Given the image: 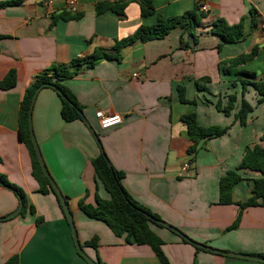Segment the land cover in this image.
Segmentation results:
<instances>
[{"label": "crops", "instance_id": "1", "mask_svg": "<svg viewBox=\"0 0 264 264\" xmlns=\"http://www.w3.org/2000/svg\"><path fill=\"white\" fill-rule=\"evenodd\" d=\"M113 2L128 3L124 18L110 10L97 14L98 5ZM201 4L208 12L194 36L177 27L163 39L125 47L121 61L82 64L76 76L62 80L83 106L91 127L84 120L66 122L56 91L42 88L33 107V131L68 201L81 245L96 263L162 264L149 245L129 243L126 234L117 236L81 209V200L95 206L97 195L109 199L92 165L101 154L92 130L113 167L125 173L123 187L139 204L197 243L224 252L264 255V205L239 206L253 196L254 180L264 174L240 170L244 179L234 187L231 202L224 203L220 192L221 178L238 168L246 147H264V103H258L252 85L243 96L236 75L247 70L257 74V80L264 77V0H153L151 16L142 15L140 0H79V10L72 14L82 17L72 20L59 19L69 12L67 0H24L0 8V81L11 70L17 74L15 87L0 89V174L20 187L27 200L25 214L2 219L17 210L20 199L0 185V264L14 255L20 264H89L76 250L57 197L40 191L30 150L19 140L26 89L53 64L70 65L96 48L114 53L115 42L132 36L140 26L156 24L158 16H181ZM217 19L229 25L242 22L244 39L223 43L212 33ZM254 47L259 48L254 59L226 72L228 61ZM206 77L211 81H204ZM197 80L207 90L200 89ZM233 94L238 99L228 116L216 105L221 101L227 106ZM243 98L254 107L245 125L236 119ZM98 110L122 115L123 123L102 130ZM190 113H196L201 126L230 127L221 137L203 140L195 158L188 153L192 142L182 121ZM239 215L238 226L231 229ZM150 226L163 240L170 264H264L197 249L168 227ZM93 240L96 247L88 244Z\"/></svg>", "mask_w": 264, "mask_h": 264}, {"label": "trees", "instance_id": "2", "mask_svg": "<svg viewBox=\"0 0 264 264\" xmlns=\"http://www.w3.org/2000/svg\"><path fill=\"white\" fill-rule=\"evenodd\" d=\"M24 0H1L0 8L7 6L21 5ZM141 12L143 16H151L155 13L153 0H140ZM127 2H113L100 4L96 8L97 14H103L105 11H113L119 18L125 17V9ZM255 15L254 10L251 12ZM81 14H72L65 12L59 16V19L72 20L80 19ZM206 17V13L201 10L200 5H196L192 10L186 11L183 15L177 17H162L158 16L157 23L154 25H142L136 32L127 38L117 40L113 48L114 53H108L103 48H96L91 56L78 58L71 62L70 65H51L44 73L37 75L34 82L26 89L20 108V121H19V140L24 143L30 150L33 160V176L37 179L40 185V191L42 193L52 192L59 202V205L63 211L57 194L51 187L49 180L44 175L38 158L36 156L29 130L28 111L32 98L36 90L43 86V88H51L56 91L62 101L61 115L66 122H72L75 120H84L83 106L77 100L73 92L62 83V80L72 78L77 75L79 67L82 64H88L94 66V64L100 59L107 60H122V50L132 45L137 41L148 42L157 39H163L169 33L180 27L185 32H189L194 36V31L201 24V21ZM58 18L55 19V21ZM253 23L255 20L253 18ZM242 22L236 25H229L224 19H217L214 22L212 33L219 36L223 43H236L244 39ZM2 36H0L1 40ZM184 41L182 39L181 44ZM258 47H254L249 54H243L237 58H234L227 63L228 68L226 72H231L233 68L246 64L248 61L254 59L257 56ZM237 81L242 86V94L245 95L249 85H252L257 94L259 95L258 103H264V77L257 80V74L249 72L247 70H240L236 73ZM204 81L210 82L209 77L203 78ZM201 80H197V86L202 90H207L206 87L200 85ZM17 84V74L15 70L9 71L3 80L0 81L1 90H9L15 87ZM59 89L57 91L55 88ZM181 92V100L184 99V89L179 88ZM229 103L227 106H223L221 101L216 105L217 109L226 115H230L235 108V102L237 101V95H230ZM254 111V107L245 99H242L240 109L236 114V119L240 121L242 125L247 123L249 115ZM182 121L187 126L189 138L192 145L188 149L189 155L196 157L198 148L203 140L213 139L221 137L227 134L230 127L222 126H201L197 120L196 113H190L182 117ZM97 142L101 148V154L99 157L92 160V165L95 169L97 179L103 184L104 188L109 194V199H104L97 195L96 205L85 204L84 200L79 202L81 209L91 218L101 220L105 222L117 236H123L126 234V239L129 243L135 242L137 244L149 245L156 255L159 257L162 264H170L169 259L165 255L162 246L163 240L152 230L150 224L156 223L160 226H164L161 222H164L158 215L152 213L150 210L139 204L123 187L122 181L125 178V173L119 171L113 167L108 155L106 154L99 136L96 134ZM193 158V160H194ZM258 171L264 174V147L261 145H255L253 147L247 146L242 158L236 170H231L224 175L220 180V192L221 199L224 203L231 202V195L234 187L242 181L244 178L240 173V170ZM0 180L15 191L19 199L24 202V207L21 214H25L27 210V200L24 191L11 184L5 176L0 174ZM253 196L245 202H240L241 209H246L252 206L264 205V178H256L254 180ZM33 210V207L31 208ZM64 213V211H63ZM148 215L152 216L155 220H151ZM240 221V215L236 219L235 223L231 226L235 228ZM172 226V225H171ZM166 227V226H165ZM174 227V226H172ZM176 228V227H175ZM178 229V228H177ZM179 230V229H178ZM180 231V230H179ZM181 232V231H180ZM181 237L185 242L193 243L197 249H206L207 246L197 243L181 232ZM96 240L89 242V245L96 247ZM264 258V255H260ZM5 264H20L18 255H14L9 258ZM97 264H103L97 262Z\"/></svg>", "mask_w": 264, "mask_h": 264}, {"label": "water", "instance_id": "3", "mask_svg": "<svg viewBox=\"0 0 264 264\" xmlns=\"http://www.w3.org/2000/svg\"><path fill=\"white\" fill-rule=\"evenodd\" d=\"M43 88V86L39 87L33 98H32V101H31V104H30V108H29V111H28V122H29V130H30V137H31V141H32V144H33V147H34V150H35V153H36V156L38 158V161L40 163V166L42 168V171L44 173V175L46 176V178L49 180L50 184H51V187L52 189L54 190V192L57 194L58 198H59V201H60V204L63 208V211H64V214L68 220V223L71 227V230H72V235H73V240H74V244H75V247H76V250L77 252L89 263V264H97L95 262V260H93L84 250V248L82 247L81 245V242L79 240V236H78V232H77V229H76V226H75V222H74V218H73V214L70 210V207H69V204H68V201L67 199L65 198V196L63 195V193L61 192V190L59 189V187L57 186L55 180L52 178L46 164H45V161L43 159V156H42V153H41V150L39 148V145L37 143V140H36V137H35V134H34V131H33V124H32V113H33V107H34V104H35V100L37 98V95L39 93V91ZM55 88V87H53ZM57 91H59V89L55 88ZM84 121L86 122L87 125L90 126V124L88 123L87 119L84 117ZM91 127V126H90ZM92 129V128H91ZM93 134L95 135L96 137V133L94 132V130H92ZM0 185L2 186H5L7 188H9L8 186H6L2 180H0ZM23 207H24V202L23 200L20 198V204H19V207L17 208L16 211H14L12 214L8 215L7 217L5 218H2V219H11L17 215H19L22 210H23ZM148 217L151 219V220H155L152 216L148 215ZM0 219V220H2ZM164 226L168 227L169 229H171L172 231H174L175 233L179 234L180 236L182 235L181 232L175 228V227H172L170 224L166 223V222H161ZM207 250H211L215 253H219V254H223V255H227V256H234V257H238V258H245V259H250V260H257V261H264V258H261V257H256V256H252V255H248V254H240V253H234V252H224L222 250H218V249H213L211 247H206Z\"/></svg>", "mask_w": 264, "mask_h": 264}, {"label": "built area", "instance_id": "4", "mask_svg": "<svg viewBox=\"0 0 264 264\" xmlns=\"http://www.w3.org/2000/svg\"><path fill=\"white\" fill-rule=\"evenodd\" d=\"M67 8L71 13H77L79 10V0H67ZM200 8L204 12H208L206 4H201ZM140 75L135 74L134 77L138 78ZM96 118L98 119L99 126L102 130H108L119 126L123 123V116L120 114H110L102 110L96 112ZM188 165H185L187 167Z\"/></svg>", "mask_w": 264, "mask_h": 264}]
</instances>
